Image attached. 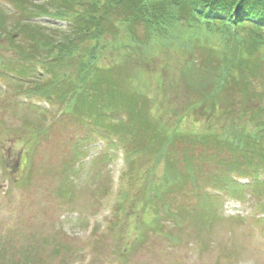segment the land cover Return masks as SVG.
Segmentation results:
<instances>
[{"label":"rangeland","instance_id":"rangeland-1","mask_svg":"<svg viewBox=\"0 0 264 264\" xmlns=\"http://www.w3.org/2000/svg\"><path fill=\"white\" fill-rule=\"evenodd\" d=\"M0 10L7 29L20 17L11 0H0ZM30 21L59 34L65 29L48 16ZM9 32L0 36L3 59L16 57L15 45L29 46L19 35L10 41ZM156 52L131 68L153 115L185 134L161 157L159 144L145 148L124 126L103 132L57 98L38 95L49 85L41 69L37 81L0 69V264H264V171L261 183L243 177L237 181L244 186L231 192L221 179L231 153L187 135L221 133L228 122L253 131L252 109L264 108V69L244 77L247 96L228 82L212 108L201 100L213 84L184 76L187 66L202 68L200 49L174 44ZM119 60L116 50L101 64Z\"/></svg>","mask_w":264,"mask_h":264},{"label":"trees","instance_id":"trees-1","mask_svg":"<svg viewBox=\"0 0 264 264\" xmlns=\"http://www.w3.org/2000/svg\"><path fill=\"white\" fill-rule=\"evenodd\" d=\"M11 5L20 17L7 29V15L0 10V36L10 30V41L19 35L29 46L26 50L15 45L16 57L0 58V69L18 80L35 81L41 79L37 72L41 69L49 85L38 87V95L50 102L57 98L67 112L91 119L103 132L124 126L128 133L141 135L145 148L159 144V157L173 139L185 134L168 130L153 115L146 86L131 68L133 60L148 61L158 49L174 44L200 49L204 56L196 62L202 68L195 71V65H190L183 73L194 85L213 84L201 100L212 108L225 84L232 83L247 96L244 77L264 69V0H42L40 5L11 0ZM38 16L65 22L62 34L30 21ZM199 31L216 38L220 46L216 48ZM116 50L119 63L103 66L101 60ZM65 66H73L72 72H64ZM36 89H29L27 95ZM223 112L230 114L231 107ZM251 116L256 120L253 131L228 122L221 133L187 134L189 141H206L231 153L225 161L229 169L221 174L231 192L244 186L238 182L243 177L259 183L264 171V108L252 109ZM234 170H238L237 178ZM24 264H31V258Z\"/></svg>","mask_w":264,"mask_h":264}]
</instances>
